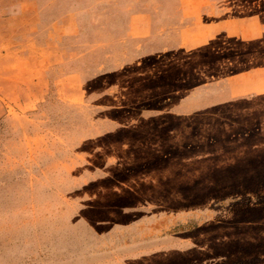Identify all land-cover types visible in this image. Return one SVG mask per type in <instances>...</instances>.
Returning <instances> with one entry per match:
<instances>
[{
	"label": "rangeland",
	"instance_id": "obj_1",
	"mask_svg": "<svg viewBox=\"0 0 264 264\" xmlns=\"http://www.w3.org/2000/svg\"><path fill=\"white\" fill-rule=\"evenodd\" d=\"M178 6L179 50L14 69L0 264H264V0Z\"/></svg>",
	"mask_w": 264,
	"mask_h": 264
},
{
	"label": "crops",
	"instance_id": "obj_2",
	"mask_svg": "<svg viewBox=\"0 0 264 264\" xmlns=\"http://www.w3.org/2000/svg\"><path fill=\"white\" fill-rule=\"evenodd\" d=\"M110 1L126 4L128 13L119 17L117 12L103 9L92 16L87 0H0V84L3 86L0 92L14 97L12 81L19 74L14 69L25 61L31 67H46L51 72L52 68L67 64L71 58L67 52L90 51L100 67L129 65L137 59L141 61L142 52L149 49L143 39L151 38L155 32L159 37L149 45L151 51L179 50L173 34L179 36L180 24L163 27V18L173 24L174 8L179 9L182 2L188 10H193L195 4L225 0ZM227 1L238 3V0ZM111 17L116 20L108 19ZM71 77H77L75 83L82 82L77 72L61 76L59 82L70 81ZM39 78L40 75H35L33 83L39 84Z\"/></svg>",
	"mask_w": 264,
	"mask_h": 264
}]
</instances>
